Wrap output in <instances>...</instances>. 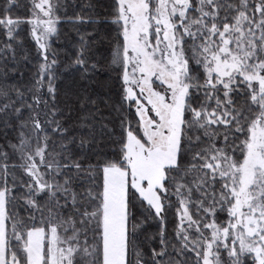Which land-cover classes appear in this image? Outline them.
Instances as JSON below:
<instances>
[{
    "label": "snow or ice",
    "instance_id": "1",
    "mask_svg": "<svg viewBox=\"0 0 264 264\" xmlns=\"http://www.w3.org/2000/svg\"><path fill=\"white\" fill-rule=\"evenodd\" d=\"M0 141V264H264V0H0Z\"/></svg>",
    "mask_w": 264,
    "mask_h": 264
},
{
    "label": "trees",
    "instance_id": "2",
    "mask_svg": "<svg viewBox=\"0 0 264 264\" xmlns=\"http://www.w3.org/2000/svg\"><path fill=\"white\" fill-rule=\"evenodd\" d=\"M70 11H71V9H70ZM92 27H96L99 30L101 37L105 36L106 27H105V25L103 23H101L100 25H96V26H87V25L84 26V28L87 29V31H89V32L92 31ZM72 37H74V32L72 31L71 26L70 25L64 26V28L62 29V35H61V38H60V44H65L68 41V39L72 38ZM25 43H26V46L31 48V44L28 43V40H27L26 37H25ZM53 46L54 47H59L60 45L54 44ZM108 46L109 45H108L107 39H100L97 42V44L95 46V50L97 52L98 58L103 59L107 55ZM65 51L66 50H61V58L62 59L64 58ZM21 70L25 74V80H27L29 78V76L32 74V71H33L31 66H27V67L22 66ZM65 75L67 76V74H65ZM98 79L100 80L101 83H103L104 80H105L104 77H99ZM98 90L99 91H106L107 89L100 88ZM76 116H77L76 113H72L73 121H75ZM0 142H2V141H0Z\"/></svg>",
    "mask_w": 264,
    "mask_h": 264
}]
</instances>
